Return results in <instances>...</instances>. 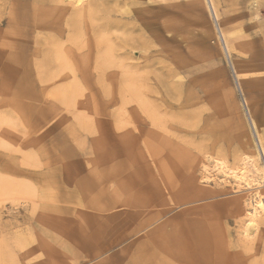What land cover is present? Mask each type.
Instances as JSON below:
<instances>
[{
	"label": "rangeland",
	"instance_id": "rangeland-1",
	"mask_svg": "<svg viewBox=\"0 0 264 264\" xmlns=\"http://www.w3.org/2000/svg\"><path fill=\"white\" fill-rule=\"evenodd\" d=\"M140 2L144 43L0 0V264H264V0H212L230 57L207 0Z\"/></svg>",
	"mask_w": 264,
	"mask_h": 264
},
{
	"label": "bare ground",
	"instance_id": "bare-ground-1",
	"mask_svg": "<svg viewBox=\"0 0 264 264\" xmlns=\"http://www.w3.org/2000/svg\"><path fill=\"white\" fill-rule=\"evenodd\" d=\"M141 0H128L127 2L123 3V4H120L118 3L117 0H115L114 2L112 0H94V5H97L99 7L98 11H97V15H96V19L98 20V22L100 23L99 25V28L101 30H106V31H111L113 28H119V29H123V36L127 39H131L132 41L136 40V41H140L142 43L146 42L149 38L153 39L155 37V26L154 25V20L157 18V17H162L163 15L166 14L165 11H163V13H158V14H154L152 15L153 13H147L146 11H144L143 9H140V6L142 5V3L140 2ZM152 0H150L151 2ZM207 3H208V7L209 9L211 10V13L215 16V19H216V22L218 24V29L220 31V34H221V40L224 42V46H225V49L230 57V52H229V47H228V43L224 37V34L222 32V29L220 27V24L218 22V16L216 14V10L214 8V5L212 3V0H207ZM85 14H87L88 16H91V14H93L92 11H85ZM149 14V15H148ZM79 15V14H78ZM77 15V16H78ZM81 17L84 18V13H81L79 15V18L81 20ZM214 18V17H213ZM214 19V20H215ZM213 20V21H214ZM215 22V24H216ZM165 23H168V22H165ZM157 24V23H155ZM169 24V23H168ZM76 25H79L78 23ZM166 25V24H165ZM130 26V29H128L127 27ZM163 28L165 27L163 24H162ZM169 26V25H168ZM77 27H80V26H77ZM158 27V26H157ZM217 29V30H218ZM79 30V28H78ZM168 30V28H167ZM166 31V30H165ZM78 39V38H77ZM122 39L124 40L125 44L126 41L125 39L122 37ZM107 40V39H105ZM104 40V41H105ZM108 41V40H107ZM99 42H101V40H99ZM98 43V41H97ZM102 43V42H101ZM105 43V42H104ZM103 43V44H104ZM222 43V42H221ZM99 45V44H98ZM102 45V44H101ZM101 54H104V53H101ZM109 54V53H108ZM102 56V55H101ZM110 58H111V55H108ZM103 59L101 60V57H99V60L97 62V66L99 67V71H100V77H103L105 75V72L108 70L107 69V65L105 66V62H108L109 60L107 59L105 61V57H102ZM108 58V57H107ZM101 63H100V62ZM114 61V60H113ZM111 63V61H110ZM232 63V62H231ZM114 64V63H113ZM115 65V64H114ZM114 65H112L114 67ZM112 66H110L109 68H111ZM116 66V65H115ZM232 66V65H231ZM106 67V69H105ZM115 68V67H114ZM126 70L127 71V66H120L119 67V70ZM233 69L236 73V69L235 67L233 66ZM133 70V69H132ZM134 71V70H133ZM129 73V72H128ZM131 73V72H130ZM134 74V73H133ZM236 76H237V73H236ZM133 78V77H132ZM148 81V78L145 77ZM134 79V78H133ZM167 79V78H166ZM136 80V79H135ZM138 80V79H137ZM145 80V79H144ZM134 81V80H133ZM142 81V80H141ZM140 81V82H141ZM166 81V80H165ZM168 81V80H167ZM166 81V82H167ZM139 82V83H140ZM160 82V81H159ZM163 82V81H162ZM166 82H164L163 84H165ZM142 83V82H141ZM144 83V81H143ZM142 83V84H143ZM161 83V82H160ZM138 84V83H137ZM147 84V83H146ZM149 84V83H148ZM162 84V87L165 88V86H163ZM75 85V83H74ZM145 85V84H144ZM167 85V83H166ZM137 86V85H136ZM169 86V85H168ZM240 89V88H239ZM168 90V89H167ZM246 104H247V101H246ZM177 107V106H176ZM189 107H193V105L191 103H181L180 106H178L179 109H187ZM175 108V107H174ZM248 117V116H247ZM184 121V120H183ZM185 122V121H184ZM251 122H252V127L256 133V136H257V145L255 144V148H257V151L259 149V152L261 151V153L264 155V145L262 144V142L260 141V138H258V132L256 131V126L253 122V120L251 119ZM250 124V123H249ZM251 126V125H250ZM253 131V132H254ZM110 135V134H109ZM260 154V153H259ZM257 156V154H256ZM250 160V164L251 166L249 167H252L254 170L252 172L253 175H251L250 177H253L254 178V175H255V179L261 180L263 181L264 180V167H259L257 164H255L254 161H252L251 157L249 158ZM264 162V160H263ZM254 163V164H253ZM222 166V165H221ZM247 167V166H246ZM252 168H249V169H252ZM248 169V167H247ZM235 173V172H234ZM246 173V172H245ZM249 173V172H248ZM247 173V174H248ZM230 174V173H229ZM232 174V175H231ZM230 175L233 176L234 174L231 173ZM241 174V173H240ZM226 175V174H225ZM228 175V174H227ZM242 175V174H241ZM245 175V174H244ZM244 175L240 176V175H237L235 174L234 176L236 177L237 180H239L240 182H244ZM249 175H248V179H249ZM234 178V177H233ZM232 178V179H233ZM251 179V178H250ZM252 181V180H251ZM255 181V180H254ZM248 182V180L246 179L244 183ZM252 183H254L252 181ZM257 184V183H256ZM248 187V186H247ZM26 191V190H25ZM21 193V192H20ZM262 197V198H261ZM254 211L252 213H249V216H250V223L248 224V228L249 227H254L255 225V222L256 220L259 218V216H261L263 213H264V195H260L258 201L256 202V206L255 208L253 209ZM264 216V215H263ZM258 222V221H257ZM248 231V230H246ZM249 235V232H246V236Z\"/></svg>",
	"mask_w": 264,
	"mask_h": 264
},
{
	"label": "crops",
	"instance_id": "crops-1",
	"mask_svg": "<svg viewBox=\"0 0 264 264\" xmlns=\"http://www.w3.org/2000/svg\"><path fill=\"white\" fill-rule=\"evenodd\" d=\"M9 164L12 165V166H14L13 165V162L11 160H7V157L5 155H3V154L0 153V166L3 167L5 171H9L10 168H11V166ZM20 172H22L21 169H20ZM24 174H26V172H24Z\"/></svg>",
	"mask_w": 264,
	"mask_h": 264
}]
</instances>
